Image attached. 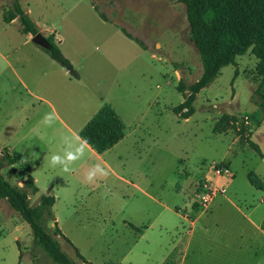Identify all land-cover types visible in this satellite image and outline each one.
I'll use <instances>...</instances> for the list:
<instances>
[{"label": "rangeland", "instance_id": "obj_1", "mask_svg": "<svg viewBox=\"0 0 264 264\" xmlns=\"http://www.w3.org/2000/svg\"><path fill=\"white\" fill-rule=\"evenodd\" d=\"M16 2L36 32L58 34L54 43L77 77L64 66L53 71L47 57L38 60L33 52L42 49L31 41L21 45L18 20L0 32L10 37L0 51L24 84L9 70L0 77V154L21 156L0 173L17 186L25 174L34 178L31 205L42 194L54 197L46 224L51 230L55 222L72 244L58 238L62 250L77 264H264V108L251 102L260 77L250 51L221 67L182 118L172 110L182 101L177 82L187 86L202 72L183 4ZM103 103L121 119L124 135L99 154L77 132ZM49 112L56 120L46 127ZM222 114L239 121L213 132ZM81 145L72 171L49 165L52 153L63 157ZM97 166L108 175L87 181ZM249 171L262 190L248 183ZM31 240L28 225L0 199V264H51Z\"/></svg>", "mask_w": 264, "mask_h": 264}, {"label": "trees", "instance_id": "obj_2", "mask_svg": "<svg viewBox=\"0 0 264 264\" xmlns=\"http://www.w3.org/2000/svg\"><path fill=\"white\" fill-rule=\"evenodd\" d=\"M177 1L184 5L189 40L198 52L202 72L195 82L187 86L182 84L181 79L178 80L176 90L180 92L182 101L172 108L173 112L182 118H187L193 112L191 104L195 93L207 86L218 75L221 67L228 64L235 65V58L247 50L257 59L255 72L260 77L254 91L257 97L251 96V102L257 107L264 108L262 94L264 87V0ZM93 8L100 18L105 19L104 14L97 10L96 5H93ZM14 17L19 20L23 32L36 33L29 18L15 0L12 2V7L2 13V19L5 22ZM122 31L130 37V34ZM45 38L49 45L41 49L59 65L65 66L68 60L60 53L52 36ZM133 39L141 45L139 40ZM69 74L77 77L73 70L69 71ZM237 121L239 119H234L231 115L222 114L213 124L212 131L221 132L232 128ZM123 127L119 116L108 104L103 103L78 130L77 136L80 140L81 138L86 140V145L90 149L101 153L123 137ZM246 143L257 155H262L254 142L247 139ZM20 157L18 152L8 153L6 149H3L0 154V168L17 163ZM246 179L256 189H263V182L255 173L247 172ZM36 191L37 187L29 174H25L21 185L17 186L11 184L0 173V199H4L8 206L28 225L32 237V249H40L51 264H77L62 250L58 238L72 245L69 240L61 234L55 222L51 230L46 224L48 221H53L51 206L54 197L42 194L37 202L31 205L28 197ZM133 228L140 232V229ZM75 254L83 261L77 250Z\"/></svg>", "mask_w": 264, "mask_h": 264}, {"label": "crops", "instance_id": "obj_3", "mask_svg": "<svg viewBox=\"0 0 264 264\" xmlns=\"http://www.w3.org/2000/svg\"><path fill=\"white\" fill-rule=\"evenodd\" d=\"M5 1L6 0H0V32H3V31H5L7 28L6 27H8V25H10L11 23H14L15 21H17L18 19H17V17H14V18H12L11 20H9L8 22H5L3 19H2V13H3V11H6V10H8V9H10L11 7H12V2H10V3H8V4H5ZM16 1V0H15ZM21 9V8H20ZM19 21V20H18ZM35 28V27H34ZM18 30H19V33L21 34V36H22V44L21 45H23V44H27L29 41H31V37H32V35L33 34H31V33H29V32H23L22 30H21V24L19 25V28H18ZM38 31H40L39 29H38ZM51 34V36H52V38H53V40L54 41H56V42H59V36H58V34L55 32V31H53V32H50ZM44 37H46V36H44ZM8 40H10V37L7 35V33H1L0 34V44H3L4 42H7ZM32 42V41H31ZM33 43V42H32ZM36 45V44H35ZM39 47V46H38ZM41 49V48H40ZM38 52H39V54H38ZM33 55H35L36 56V58L38 59V60H42V61H44V57H47V59H49V60H46V61H50V62H47L46 63V65L48 66V67H50V68H52L53 69V71H55V72H57V71H61V68H62V66L61 65H59L57 62H55L54 60H52L43 50H38V48H35V50H34V52H33ZM7 70H9L11 73H13V75H15V79H16V81L18 82V83H20V84H22V85H24L23 84V82L16 76V74L14 73V70H13V67L11 66V64H10V62L7 60V55L6 54H3L1 51H0V77H1V75L4 73V71H7ZM64 71V70H63ZM75 78V77H74ZM123 135H124V133H123ZM79 138V137H78ZM122 139V138H121ZM120 139V140H121ZM82 143H84L82 140H80ZM119 141V140H118ZM117 141V142H118ZM116 142V143H117ZM115 143V144H116ZM85 144V143H84ZM86 145V144H85ZM87 146V145H86ZM112 147V146H111ZM90 149V148H89ZM90 151H93L92 149H90ZM93 152H95V151H93ZM104 152V151H103ZM103 152H101V153H99V154H102ZM33 181H34V178H33ZM141 232V231H140ZM139 233V232H138Z\"/></svg>", "mask_w": 264, "mask_h": 264}, {"label": "clouds", "instance_id": "obj_4", "mask_svg": "<svg viewBox=\"0 0 264 264\" xmlns=\"http://www.w3.org/2000/svg\"><path fill=\"white\" fill-rule=\"evenodd\" d=\"M55 117L56 115L49 112L46 113L43 117L42 123L46 126V127H51L54 125L55 123ZM81 140L84 141L85 144H87V141L82 139ZM84 147L83 145L77 147L76 152H66L64 154V156L62 157L58 152L52 153L49 158H48V163L51 167L55 168V167H59L62 169L63 172H70L72 171V169L68 166L69 163H71L72 161L76 160L78 158L79 155H82L84 152ZM67 161V163H66ZM96 172H100L102 173L103 176H107L108 172L105 171L102 168H99V166H97L94 170H89L86 173V180L91 182L96 178Z\"/></svg>", "mask_w": 264, "mask_h": 264}, {"label": "water", "instance_id": "obj_5", "mask_svg": "<svg viewBox=\"0 0 264 264\" xmlns=\"http://www.w3.org/2000/svg\"><path fill=\"white\" fill-rule=\"evenodd\" d=\"M31 41L39 46L40 48H46L49 45V42L46 40V38L40 33L36 32L32 35ZM68 71H71V66L66 64L64 66Z\"/></svg>", "mask_w": 264, "mask_h": 264}, {"label": "built area", "instance_id": "obj_6", "mask_svg": "<svg viewBox=\"0 0 264 264\" xmlns=\"http://www.w3.org/2000/svg\"><path fill=\"white\" fill-rule=\"evenodd\" d=\"M224 169V171L226 170V168H223ZM217 171V173H218V169L216 170Z\"/></svg>", "mask_w": 264, "mask_h": 264}]
</instances>
